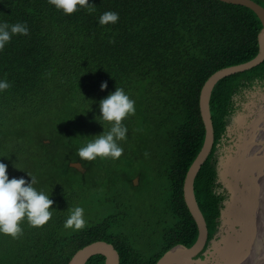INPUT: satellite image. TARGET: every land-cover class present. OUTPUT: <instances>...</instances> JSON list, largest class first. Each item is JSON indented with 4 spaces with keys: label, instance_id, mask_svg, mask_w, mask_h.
I'll return each mask as SVG.
<instances>
[{
    "label": "trees",
    "instance_id": "obj_1",
    "mask_svg": "<svg viewBox=\"0 0 264 264\" xmlns=\"http://www.w3.org/2000/svg\"><path fill=\"white\" fill-rule=\"evenodd\" d=\"M89 2L94 12L81 8L68 16L49 0H0V21L27 22L29 28L28 35H13L0 51V78L11 84L0 92V156H6L0 161L8 164L9 179L30 181L26 171L34 174L37 187L51 194L56 209L43 226L24 221L17 237L0 234V264H69L76 251L97 240L115 247L119 264H155L172 246H190L197 238L183 198V181L204 140L200 89L216 70L258 53L261 23L251 9L220 0ZM108 10L119 13L118 22L100 25V14ZM262 67L264 61L223 78L211 93L214 143L193 184L208 234L218 223L221 207L212 153L234 79L252 77L254 71L260 76ZM104 81L108 88L101 91ZM116 87L125 89L136 108L124 120L129 129L127 139L120 142L124 152L118 159L82 161L77 148L103 131L94 120L99 100ZM91 100L92 111L82 113ZM73 161L86 172L70 167ZM139 163L160 176L163 184L153 191L155 203L135 214L131 201L124 198L127 188H139L134 177L145 180ZM94 204H104L107 213L67 232L68 209L82 206L86 216ZM129 222L133 228H128ZM145 236L155 252L148 254L145 246L131 244ZM104 260L94 255L85 264H105Z\"/></svg>",
    "mask_w": 264,
    "mask_h": 264
},
{
    "label": "water",
    "instance_id": "obj_2",
    "mask_svg": "<svg viewBox=\"0 0 264 264\" xmlns=\"http://www.w3.org/2000/svg\"><path fill=\"white\" fill-rule=\"evenodd\" d=\"M220 1L245 6L256 14L261 23V29L257 35L258 53L248 61L216 70L205 80L200 89L199 111L205 130L204 140L183 181L184 202L195 221L198 235L190 246L176 244L166 250L155 264H208L209 257L227 258L222 255L224 249H227L228 241L240 243L241 237H243L244 247L241 253L232 259L245 257L247 251L256 243L261 247L264 245V227L262 229L258 227V212L259 207L262 206L259 199L260 178L264 175V151L262 153L253 151L255 141L252 136L248 138L247 133L239 132L235 141L236 150L231 146L227 147L225 155L219 158L217 166L219 180L229 193V198L223 201V207L219 209L220 239L211 240L212 247L207 250L205 259L193 258L202 250L208 236L205 218L195 198L193 184L213 147L214 131L209 108L212 90L223 78L249 70L264 61V8L254 0ZM233 152L235 155L232 154ZM69 166L80 173L86 172V168L79 161L70 162ZM133 183L135 185L138 183L137 177L133 178ZM221 233L224 234L221 236ZM97 254L104 257L105 264H119L117 250L111 243L102 240L94 241L76 251L69 264H85L90 257Z\"/></svg>",
    "mask_w": 264,
    "mask_h": 264
},
{
    "label": "clouds",
    "instance_id": "obj_3",
    "mask_svg": "<svg viewBox=\"0 0 264 264\" xmlns=\"http://www.w3.org/2000/svg\"><path fill=\"white\" fill-rule=\"evenodd\" d=\"M49 2L64 14L70 15L81 8H87L91 13L95 11L89 0H49ZM119 20V13L108 10L99 16L98 23L107 25L115 24ZM29 28L26 23L16 22L9 24L7 21H0V51L11 41L13 35H28ZM11 87L7 79L0 78V92ZM108 88L106 81L100 85L101 91ZM86 114L92 111L91 100ZM136 111L135 100L125 91L123 87H116L115 91L99 100V114L94 115L103 131L90 136L77 148V156L82 161H94L100 159H118L122 156L124 148L121 141L127 139L129 131L124 120ZM214 143V142H213ZM6 157V156H0ZM14 167L19 168L16 163ZM22 170V169H21ZM26 171V170H25ZM25 177H13L9 179L8 164L0 161V234L17 237L22 234V223L26 221L32 227L43 226L53 216L56 210L51 194L37 187L38 178L28 172ZM85 210L82 206L76 205L68 209V215L64 222L67 229L79 230L85 227Z\"/></svg>",
    "mask_w": 264,
    "mask_h": 264
},
{
    "label": "flooded vegetation",
    "instance_id": "obj_4",
    "mask_svg": "<svg viewBox=\"0 0 264 264\" xmlns=\"http://www.w3.org/2000/svg\"><path fill=\"white\" fill-rule=\"evenodd\" d=\"M257 3L264 8V0H259ZM259 71L261 73L260 76L255 75L258 71H254L249 75L252 77L238 76L234 79V85L227 104V113L223 117V130L219 133L212 153L213 160L215 161L213 165L215 169L214 188L216 193L221 196V200L219 202L221 207H223V201L229 198V193L223 183L219 180L217 166L218 161L220 160L219 158L225 155L227 147L231 146L236 150L235 141L239 132H242L247 133L248 138L252 136L253 141H255L253 151L257 150L259 153L264 151V67H262ZM232 154L235 155V152ZM260 194H262V188ZM259 200L262 205L263 200H261V195ZM219 226L220 221H218L215 225L214 230L208 234L207 241L205 242L202 250L193 257L194 259H205L207 250H210L212 247L211 240L213 238L216 240L220 239V235L218 234ZM258 227L259 229L264 227V207L262 206L259 207L258 212ZM138 231L140 230L138 229ZM223 234L224 233H221V236ZM139 239V242H133L131 244L136 246L138 249L145 246L144 250L148 254L155 252V247L151 243H147L148 241H145V239H147L146 236L139 237ZM243 247L244 243L242 244V248ZM141 255H143V257H147V255L143 253H141ZM208 264H264V245L261 247L258 243H256L249 249V251H247V255L245 257L238 259H216L209 257Z\"/></svg>",
    "mask_w": 264,
    "mask_h": 264
},
{
    "label": "rangeland",
    "instance_id": "obj_5",
    "mask_svg": "<svg viewBox=\"0 0 264 264\" xmlns=\"http://www.w3.org/2000/svg\"><path fill=\"white\" fill-rule=\"evenodd\" d=\"M143 171L145 180L138 178V183L136 186L139 185L138 189L127 188V197H125V201L130 200L132 203V210L135 214L142 213L147 207H151L153 203H155V199L153 197V191L158 186L162 187V178L155 174L153 171L149 169H144L143 164L139 163L138 165ZM103 196V192L101 193ZM155 207V206H154ZM107 213V207L104 204H94L90 207V214L84 215L85 221L93 220L97 218H101ZM141 220V218H140ZM130 222L127 224L128 228H133L129 225ZM67 229V228H66ZM74 229H68L67 232H71ZM149 230L151 228L149 227ZM145 231L144 229H140V232ZM146 232V231H145ZM148 238V237H147ZM146 240V239H145Z\"/></svg>",
    "mask_w": 264,
    "mask_h": 264
},
{
    "label": "bare ground",
    "instance_id": "obj_6",
    "mask_svg": "<svg viewBox=\"0 0 264 264\" xmlns=\"http://www.w3.org/2000/svg\"><path fill=\"white\" fill-rule=\"evenodd\" d=\"M25 1V0H24ZM31 1V0H30ZM18 2V1H17ZM29 2V1H28ZM34 3V2H33ZM41 3V2H39ZM98 3V2H97ZM118 3V2H117ZM20 4V3H19ZM218 4V3H217ZM221 4V3H220ZM20 6V5H19ZM44 6V5H43ZM117 6V5H116ZM164 6V5H163ZM14 7V6H13ZM22 7V6H21ZM51 7V6H50ZM99 7V6H98ZM109 7V6H108ZM113 8V7H112ZM228 8V7H227ZM22 9V8H21ZM20 9V10H21ZM44 9V7H43ZM96 9V8H95ZM167 9V8H166ZM210 9V8H209ZM232 9V8H231ZM17 10V9H16ZM83 10V9H82ZM221 10V9H220ZM24 11V10H23ZM81 11V10H80ZM131 11V10H130ZM239 11V10H237ZM48 12V11H47ZM62 12V11H61ZM5 13V12H4ZM33 14V13H32ZM210 14V13H209ZM231 14V13H230ZM237 14V13H236ZM101 15V14H100ZM233 15V14H232ZM69 16V15H68ZM72 16V14H71ZM84 16V15H83ZM82 16V17H83ZM204 16V15H203ZM8 18V17H7ZM143 18V17H142ZM161 18V17H160ZM54 19V18H53ZM63 19V18H62ZM71 19V18H70ZM167 19V18H166ZM206 19V18H205ZM248 19V18H247ZM8 20V19H7ZM55 20V19H54ZM38 21V20H37ZM89 21V20H88ZM130 21V20H129ZM64 22V21H63ZM79 22V21H78ZM27 23V22H26ZM181 23V22H180ZM28 24V23H27ZM48 24V23H47ZM51 24V23H50ZM238 24V23H237ZM55 25V24H54ZM197 25V24H196ZM31 26V25H30ZM83 26V25H82ZM55 27V26H54ZM76 27V26H75ZM96 27V26H95ZM110 27V26H109ZM117 27V26H116ZM254 27V26H253ZM138 28V27H137ZM164 28V27H163ZM249 28V27H248ZM81 30V28H79ZM235 30V29H234ZM251 30V29H250ZM74 31V30H73ZM243 31V30H242ZM253 31V30H252ZM254 32V31H253ZM85 33V32H84ZM245 33V32H244ZM40 34V33H39ZM58 34V33H57ZM120 34V33H119ZM243 34V33H242ZM252 34V33H250ZM256 34V33H255ZM42 36V35H41ZM89 36V35H88ZM30 37V36H29ZM64 37V36H63ZM77 37V36H76ZM106 37V36H104ZM42 38V37H41ZM79 39V38H78ZM228 39V38H227ZM113 40V39H112ZM119 40V39H118ZM84 41V40H83ZM127 41V40H126ZM24 42V40H23ZM47 42V41H46ZM69 42V41H68ZM67 42V43H68ZM251 42V41H249ZM254 42V41H253ZM29 43V42H28ZM37 43V42H36ZM197 43V42H196ZM16 44V43H15ZM73 44V43H72ZM76 44V43H75ZM251 44V43H250ZM12 45V44H11ZM209 45V44H207ZM212 45V44H211ZM10 46V45H9ZM28 46V45H27ZM30 46V45H29ZM24 47V46H23ZM40 47V46H39ZM19 48V47H18ZM37 48V47H36ZM179 48V47H178ZM236 48V47H235ZM246 49V48H245ZM27 50V49H26ZM25 50V51H26ZM77 50V49H76ZM28 51V50H27ZM121 51V50H120ZM63 53V52H62ZM132 53V52H131ZM138 53V52H137ZM178 54V53H177ZM180 54V53H179ZM208 55V54H207ZM52 57V56H51ZM82 57V56H81ZM152 57V56H151ZM80 58V57H79ZM159 58V57H158ZM225 60V59H224ZM100 61V60H99ZM98 61V62H99ZM79 62V60H78ZM102 62V61H101ZM227 63V62H226ZM166 64V63H165ZM188 65V64H187ZM83 66V65H82ZM87 66V64H86ZM172 66H175V65H172ZM177 66V65H176ZM174 68V67H173ZM209 68V67H208ZM180 69V68H179ZM208 70V69H207ZM76 71V70H75ZM75 73V72H74ZM105 73V72H104ZM175 73V72H174ZM163 74V73H162ZM85 75V74H84ZM91 75V74H90ZM167 75V74H166ZM106 77V76H105ZM170 77V76H169ZM231 77V76H230ZM82 79V78H81ZM175 79V78H174ZM104 80V79H103ZM172 80V79H171ZM108 81V80H107ZM113 81V80H112ZM169 81V80H168ZM94 83V82H93ZM226 83V82H225ZM152 84V83H151ZM228 84V83H227ZM170 85V84H169ZM182 85V84H181ZM223 85V84H222ZM221 85V86H222ZM240 85V84H239ZM164 88V87H163ZM196 88V87H195ZM227 88V86H226ZM229 88V87H228ZM166 89V88H165ZM225 92V91H224ZM215 93V92H214ZM221 94V93H220ZM97 95V94H96ZM173 97V96H172ZM171 97V98H172ZM221 97V96H220ZM192 99V98H191ZM219 99V98H218ZM183 100V99H182ZM158 103V102H157ZM188 103V102H187ZM195 103V102H194ZM171 104V103H170ZM183 105V104H182ZM180 106V105H179ZM192 107V106H191ZM188 108V107H187ZM260 184H261V188H262V194H261V200H263L262 202V206L264 207V175L260 178ZM238 214V213H237ZM236 243V242H235ZM233 240H229L228 243H227V249L225 250V252L223 253V257H227V258H232V257H236L240 252L241 250L243 249L242 248V244L244 243L243 241V237H241V241L240 243H236L235 244Z\"/></svg>",
    "mask_w": 264,
    "mask_h": 264
}]
</instances>
